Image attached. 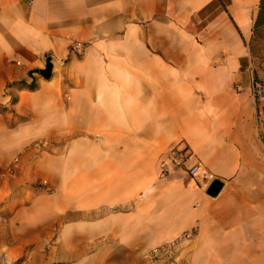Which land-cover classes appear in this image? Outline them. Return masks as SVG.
Listing matches in <instances>:
<instances>
[{"label": "crops", "instance_id": "1", "mask_svg": "<svg viewBox=\"0 0 264 264\" xmlns=\"http://www.w3.org/2000/svg\"><path fill=\"white\" fill-rule=\"evenodd\" d=\"M260 6L0 0V104L24 119V138L62 141L25 178L49 183L62 259L153 264L151 250L190 234L156 264H264ZM21 82L37 90L10 87ZM177 149L224 183L217 198L185 170L163 173Z\"/></svg>", "mask_w": 264, "mask_h": 264}, {"label": "rangeland", "instance_id": "2", "mask_svg": "<svg viewBox=\"0 0 264 264\" xmlns=\"http://www.w3.org/2000/svg\"><path fill=\"white\" fill-rule=\"evenodd\" d=\"M259 40L251 70L255 82L264 86V31ZM255 99L257 106L264 104ZM24 123L12 107L0 104V264H98L84 257L73 261L60 257L65 251H59L58 245L65 236L50 214L49 183L43 179L30 183L25 178L62 141L24 138L19 130ZM259 132L264 137V117Z\"/></svg>", "mask_w": 264, "mask_h": 264}, {"label": "built area", "instance_id": "3", "mask_svg": "<svg viewBox=\"0 0 264 264\" xmlns=\"http://www.w3.org/2000/svg\"><path fill=\"white\" fill-rule=\"evenodd\" d=\"M73 49L77 52H80L81 50H83V44L77 43L73 46ZM260 94L261 92L258 88V85H255V91H254L255 97H257ZM188 161H189V155L187 154V152L177 149L172 151L171 156L166 161H163L161 163V169L163 173L169 172L170 169L185 170L186 174L191 178V180L196 181L202 178L206 186H209L215 180V177L211 173H209L201 163L187 167ZM191 237L192 236L190 234H187L183 238L177 241L157 247L148 253V258L152 261L154 260L155 261L165 260L167 262L175 261L178 257L179 249L181 245L184 242L190 240Z\"/></svg>", "mask_w": 264, "mask_h": 264}, {"label": "water", "instance_id": "4", "mask_svg": "<svg viewBox=\"0 0 264 264\" xmlns=\"http://www.w3.org/2000/svg\"><path fill=\"white\" fill-rule=\"evenodd\" d=\"M54 59L52 57L47 58L46 60V66L44 70L40 71V74L42 75V77L46 80H50L52 78L53 75V70H54ZM224 183L221 182L218 179H215L208 187L206 193L208 196H210L211 198H217L220 193L222 192L223 188H224Z\"/></svg>", "mask_w": 264, "mask_h": 264}, {"label": "trees", "instance_id": "5", "mask_svg": "<svg viewBox=\"0 0 264 264\" xmlns=\"http://www.w3.org/2000/svg\"><path fill=\"white\" fill-rule=\"evenodd\" d=\"M264 31V0H261V6H260V12L256 23V30L255 35L257 36V39L259 40V37L261 36L262 32ZM260 41V40H259ZM32 76V73L30 74ZM17 86L21 90H28L31 92H34L37 90V86L35 85V82L32 84H27L26 82L18 83L17 85L12 84L10 87ZM13 103H17L16 100L13 101ZM262 140L264 142V137L262 136Z\"/></svg>", "mask_w": 264, "mask_h": 264}]
</instances>
